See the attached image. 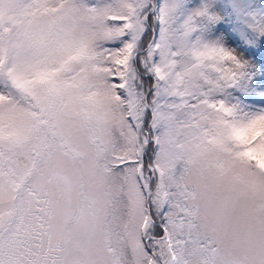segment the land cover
I'll use <instances>...</instances> for the list:
<instances>
[{
	"label": "snow or ice",
	"instance_id": "1",
	"mask_svg": "<svg viewBox=\"0 0 264 264\" xmlns=\"http://www.w3.org/2000/svg\"><path fill=\"white\" fill-rule=\"evenodd\" d=\"M0 264H264V0H0Z\"/></svg>",
	"mask_w": 264,
	"mask_h": 264
}]
</instances>
